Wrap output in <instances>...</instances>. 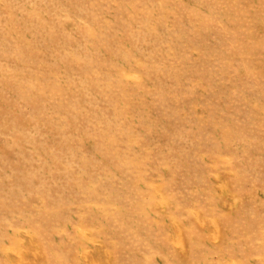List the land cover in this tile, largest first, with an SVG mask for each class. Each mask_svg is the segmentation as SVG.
Here are the masks:
<instances>
[{"label": "rangeland", "instance_id": "obj_1", "mask_svg": "<svg viewBox=\"0 0 264 264\" xmlns=\"http://www.w3.org/2000/svg\"><path fill=\"white\" fill-rule=\"evenodd\" d=\"M0 264H264V0H0Z\"/></svg>", "mask_w": 264, "mask_h": 264}]
</instances>
